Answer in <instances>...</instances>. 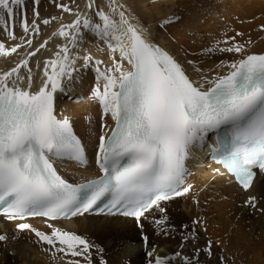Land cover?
Masks as SVG:
<instances>
[{
  "label": "snow or ice",
  "instance_id": "6c2138e0",
  "mask_svg": "<svg viewBox=\"0 0 264 264\" xmlns=\"http://www.w3.org/2000/svg\"><path fill=\"white\" fill-rule=\"evenodd\" d=\"M51 3L73 19L52 33L64 43L34 72L30 61L48 44L45 40L37 47L35 42L52 20L41 17L40 0H31L30 20L25 0H0V19L20 17L21 28L20 36L9 31L8 39L0 41V56L21 55L15 66L0 73V216L17 232L33 233L41 246H49L54 259L62 254L59 260L65 264H106L103 249L90 237L58 226L74 217L95 214L140 222L158 210L164 215L155 220L156 230L170 235L175 226L165 205L192 193L186 162L193 149L203 147L209 134L222 126L228 130L218 143L227 145L231 137L232 144L217 162L243 192L252 189L257 175H264V54L250 53V41H237L243 33L204 53L235 54L239 59H222L217 66L224 71L215 74L193 68L199 74L194 77L185 64L197 61H185L158 46L124 0H107V10L98 0H88L86 11L78 4L73 10L62 0ZM176 19L166 18L159 27L167 29ZM86 33L98 39V51L100 44L105 46L108 63L84 47ZM9 41L11 46H6ZM81 68L94 72L90 98L100 110L94 148L101 174L75 183L57 164L67 159L87 166V150L70 119L58 111L57 99L72 91ZM107 118L114 122L110 131H105ZM245 206L256 208L257 197L249 196ZM30 218H41L50 231L37 230ZM180 229L185 231L170 257L154 254L143 236L149 264H228L215 251L216 243L206 237L200 243L201 229L207 233L200 218ZM8 239L0 234V242ZM189 246L191 252L186 253L183 249Z\"/></svg>",
  "mask_w": 264,
  "mask_h": 264
},
{
  "label": "bare ground",
  "instance_id": "6f19581e",
  "mask_svg": "<svg viewBox=\"0 0 264 264\" xmlns=\"http://www.w3.org/2000/svg\"><path fill=\"white\" fill-rule=\"evenodd\" d=\"M98 2L107 10L105 7L107 0H98ZM124 2L129 11L143 21L158 46L175 51L185 61H197L194 65L185 64L194 77L199 74L192 72L193 68L202 67L205 72L215 74L224 71L217 66L222 59L227 63L240 58L235 54L214 53L211 56L204 54L209 47H215L217 43L235 36L236 32L243 33L242 36L236 37L241 44L250 41L247 44L250 53L264 54V31L260 30V26L264 24V0H230L227 5L219 3V0H194L191 3L187 0L185 4L180 1L168 2V0H162L163 3L159 0H124ZM87 3L88 0L77 2L84 11L87 10ZM76 5L72 7L73 10L76 9ZM173 16L177 18L175 23L167 29L159 27L166 18ZM45 18L52 20V23L42 27V34L35 44L38 47L45 40L48 44L30 61L34 72L40 71L36 69L37 64L42 69L43 62L52 58L57 45L64 43L59 37H53L52 33L62 23H69L73 19L71 15L63 12H51ZM9 31H14L20 36V24L13 23L11 28L1 29V41L8 39ZM85 35L84 47L88 52L108 63L105 46L100 44L98 51L96 46L100 42L96 37L87 33ZM6 46H11V42L9 41ZM20 58L21 55L15 53L11 57L0 56V73L15 66V62ZM39 83L40 80L37 78L35 84ZM94 87L93 70L81 68L72 91L67 95H60L57 99L59 112L70 117L74 130L81 136L90 153L95 152L94 145L101 123L99 106L90 98ZM66 99L68 102L73 99V102L69 104ZM110 121L112 120L107 118L108 127ZM207 140L203 147L198 146L193 149L187 162L193 164L197 158L200 162L205 158L206 145L209 144ZM204 162L206 167L202 169L189 166L191 170L196 171L194 178L188 180V183L193 185L192 193L165 205L169 223L175 226L170 235H161L156 230L155 220L164 215L158 210L142 217L138 226L127 218L88 216L58 223V226L90 237L103 249L106 264H126L128 261L130 264H148L149 258L146 252L150 249L143 243L140 234L149 238V245L155 249L154 254L170 257L178 250L180 236L185 231L180 229V226L190 227L193 219L200 218L207 227V233L203 229L200 231V243H204L205 237L216 243L215 251L222 253L228 264H264V211H262L264 178L257 176L252 189L243 192L231 177L221 175L214 168L208 169L207 166L212 163L206 160ZM58 167L63 176L75 183L81 182L82 178L84 181L92 177L96 171L91 163L80 169L75 164L64 161L59 163ZM249 196L257 197L256 208L245 206V200ZM195 201H198V204ZM33 222L45 230L41 220L36 219ZM3 233L7 234L9 239L0 242V264H45L46 260L41 253L51 250L47 247L41 252L40 244L29 232H17L11 222L0 218V234ZM13 236L15 239L12 238ZM183 250L190 253L191 247ZM93 256L94 259L97 258L95 251ZM53 262L65 264L62 260ZM211 264H217V260H212Z\"/></svg>",
  "mask_w": 264,
  "mask_h": 264
},
{
  "label": "rangeland",
  "instance_id": "374dc122",
  "mask_svg": "<svg viewBox=\"0 0 264 264\" xmlns=\"http://www.w3.org/2000/svg\"><path fill=\"white\" fill-rule=\"evenodd\" d=\"M79 1V0H78ZM77 0H62L63 3L65 4H68L69 6L73 7L77 4L78 2ZM161 1L160 3H163L162 0H159ZM164 1V0H163ZM176 2V1H180L182 2L183 4H185V1L187 0H168V2ZM190 3L194 0H188ZM221 1V2H220ZM25 2L28 4V9H27V12H28V19L30 20L31 19V16H32V4H31V0H25ZM57 2H61V0H57ZM153 2V1H151ZM226 2V3H225ZM230 2V0H219V3L223 4L224 5H227V3ZM154 3V2H153ZM156 3V1H155ZM165 3V2H164ZM223 5V6H224ZM222 7V6H221ZM39 9H40V15L45 18V16L51 12H61L59 9L55 8L52 3H51V0H40V4H39ZM20 24V17H17L14 21L12 19H9V18H3V19H0V30L3 29H9L11 28V24ZM96 40L98 41V39L96 38ZM1 41V39H0ZM95 59H98V57H94ZM66 97H69L70 96H66ZM67 100V99H66ZM68 102V100H67ZM73 102V99H71L70 102H68L69 104ZM76 104V103H75ZM180 198V197H179ZM194 220V219H193ZM41 254H43V257L44 259L46 260V262L44 261L45 264L47 263H51V264H55V262L53 261H59V257L61 256V254H57V257L54 259L52 254H51V251H45V252H42Z\"/></svg>",
  "mask_w": 264,
  "mask_h": 264
}]
</instances>
